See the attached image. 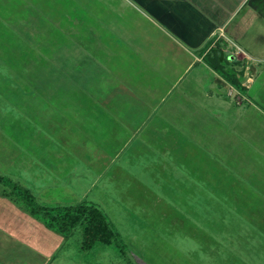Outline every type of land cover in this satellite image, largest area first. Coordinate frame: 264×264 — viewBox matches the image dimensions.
<instances>
[{"label": "rangeland", "instance_id": "rangeland-1", "mask_svg": "<svg viewBox=\"0 0 264 264\" xmlns=\"http://www.w3.org/2000/svg\"><path fill=\"white\" fill-rule=\"evenodd\" d=\"M15 1L0 0V60H9L19 65L17 69L10 68L4 71L3 68L0 69L1 173L20 179L24 177L23 173L19 172L20 168L23 170L27 167L33 172L32 157L25 154L27 151L32 153L33 146L19 151L21 145L17 140L24 138V131L29 128L32 133L27 138L32 136L33 140L38 133L33 134L36 124L46 129L48 134L52 133L55 136L58 133L69 138L70 146L74 145V140H85L81 131L71 132L69 128V131L63 133L65 124L58 118L54 125L56 115L53 112L43 110L40 116L34 114L33 109L29 111V105L33 108V103L36 102L39 106L47 102L46 99L50 96L56 98L61 93L65 95L67 91L108 94V97L114 100L112 103L117 104L119 103L115 96L117 92H129L125 85L119 84L120 82L118 85L115 84L114 76L118 73V77L123 74L127 78L126 85L133 91L128 94L138 93L133 100L135 102L133 110L137 109L134 112L139 113V116L135 121L142 127L137 139L131 142V147L123 149L118 161L112 159L106 161L103 157L95 161L92 159L94 163L89 162L83 166L84 169H88L84 175L74 180L70 177L66 181L58 182L53 189V196L47 195L46 190L37 188L32 180L31 182L24 180L25 184L36 191L39 200L45 203L72 204L82 199L95 202L113 223L118 233L116 240L111 245L96 244L90 250H83L78 233L64 240L62 235L47 228L43 223L40 228L36 220L32 219L35 217L24 213L22 205L0 194V216L6 213L1 211V207L23 212L27 219L24 218L26 220L21 222V228L13 227L10 230L16 235L25 236L28 242H33L30 245L7 243L5 248L10 254L5 258L6 263L216 264L220 261V257L207 260L206 253L214 246L211 242H208L209 246H205L207 243L205 232L199 231L196 235L195 228L198 226L196 227V223L192 221L193 216L195 221H199L197 217L199 214L193 213V208L201 204L204 212L205 207H210V202L203 197L202 202H195L193 191L197 193L199 187L204 190L209 185L204 175L209 174L211 164L215 160H224L227 155L226 147L229 145L227 138L228 142L233 141L230 143L233 146L230 156L234 159L242 157L240 156L243 151L240 148L242 144L264 141V82L260 81L263 82L260 85L254 84L253 89H257L255 94L251 93L249 87L241 89L245 95L243 100L242 95L237 94V89L233 87V94L235 93L233 101L240 104L236 105L237 115L234 114L235 110L230 114L229 110L222 109L219 110L221 113L217 121L204 116L202 125L195 123L194 127L185 126L189 130L197 128V133L185 130L186 132H182L183 135L197 134L200 137L199 132L203 130H207L209 135V138L205 135L201 137L202 144L207 148L194 156L196 164L193 174H189L188 171L192 165L183 164L181 162L183 159L179 158L183 152L181 149L173 150L177 156L170 160L171 163L165 171V155L159 150L164 143L146 141L147 137L153 134L150 128L166 124L168 118L161 117L159 111L176 113L180 110L187 112L191 110L176 107L181 103L173 102L178 96L176 91L166 100L164 98L159 102L157 97L148 98L151 93L146 90L145 83L153 85L152 90L158 96L161 94L155 91L165 89V50L150 48L155 42L163 41L159 37L158 27L132 7L131 0H34L32 3L27 0L26 4L24 2L21 5L15 4ZM7 10L9 13L6 12L4 15ZM69 28L70 31L74 30V34L67 31ZM253 37L255 36L251 32L249 37L240 40L251 51L258 48ZM260 40L264 41L262 38ZM77 46L82 49L84 47V52L80 51V47L76 49ZM137 48L141 49L138 53L135 51ZM258 49L263 50L261 47ZM260 55L264 58V51ZM250 60L251 58L237 61L238 63L233 66L234 73L246 75V70L247 72L251 70ZM146 64L152 66L147 68ZM259 64L263 67L264 61ZM5 71L12 76L20 71L25 77L18 76L20 79L15 81L18 84L13 85L11 80L7 82V76L1 75ZM35 77L37 79H34ZM68 77L80 80L78 81L80 85L65 84ZM187 78H190V75L185 76V79ZM23 95L27 96L26 102L20 98ZM40 96L42 99H39ZM24 103L27 104L26 111L19 112L18 106H23ZM215 103L213 102L214 108ZM151 105H157L159 111L153 116H146ZM240 106L243 108V115ZM257 109L263 113L257 114ZM5 113L7 115H4ZM82 115L79 114L77 118L84 123L87 122V125L85 124L87 130L83 129V133L93 135L94 137L90 138L92 141L96 138L98 141H109V138H112L107 125V122L113 120L112 117L104 118L102 114L95 117L93 109L89 113L83 110ZM35 117L40 123H34ZM179 121L185 123L188 119ZM128 135L130 134H123V137ZM170 135H179V130L171 132ZM170 135L164 133V138L170 141ZM48 137L44 138L43 132L39 135L40 140L50 146L55 139ZM15 141L17 147L13 145ZM144 146L147 148H143ZM20 158L23 161L17 164ZM225 167L219 164L213 166L217 173L221 171L226 173ZM100 168L103 169V173L97 175L96 171ZM114 177L115 180H112ZM94 178L97 179L94 181ZM69 183L75 184L73 186L75 188L61 191L64 189L63 185L68 186ZM211 205L214 206L215 201H212ZM208 209L210 211V208ZM184 216L188 219H184ZM200 223H203L202 219ZM48 234L52 236L49 237ZM4 240L7 241L5 237ZM4 251L0 253L4 254Z\"/></svg>", "mask_w": 264, "mask_h": 264}, {"label": "crops", "instance_id": "crops-1", "mask_svg": "<svg viewBox=\"0 0 264 264\" xmlns=\"http://www.w3.org/2000/svg\"><path fill=\"white\" fill-rule=\"evenodd\" d=\"M131 1L134 2H131L133 5L131 6L140 11L160 31V36H158L163 41L155 42L154 44L157 46L154 45L150 48L165 50V89L155 91L161 94L158 96L152 90L153 85L145 83L146 90L151 93L148 98L157 97V102H159L164 98L166 100L171 93L176 91L178 96L174 98L173 102L181 101V103L178 106L173 105L184 110H191L190 112L180 110L176 113L171 111L165 113V111H159L157 105H151L146 116H153L159 111L160 116L168 118V120L165 125H157L153 129L151 127L150 130H152L153 134L147 137L146 141L164 143L159 150H162L161 154L165 155V171H167L166 167L171 163L170 160L175 159V156H177L173 150H183L179 158L183 159V161L181 160L183 164L192 165L188 171L189 174H193L195 170L194 164H196L194 156L196 157V153L200 152V150L207 148V146L202 144L201 137L205 135L206 138H209V135L207 130L199 132L201 133L200 137L197 134L183 135L182 132H186L185 130L197 133V128L189 130L185 126L194 127L195 123V125H202L204 116L217 121L221 113L219 110L222 109L229 110L230 114H233L231 112L235 110L234 114L237 115L236 110L238 109L236 105L240 104H235L233 101V95H235V93L233 94V87L237 89V94L242 95V100L245 99L242 90L227 75H224L214 67L211 61V59L214 62L216 60L214 50L223 55L224 68L228 74L234 73L233 66L238 63L237 61L251 58V70L248 72L246 70V75L239 74L242 85L245 88L249 87L251 93L255 94L257 92V89H253L254 84L260 85L264 82V66L262 67L259 64L264 61V58L260 55L264 51V41L260 40L261 38L262 40L264 39V0ZM24 2L26 4L27 0H16L14 3L21 5ZM30 2L32 3L34 0H30ZM7 3L10 2L7 1ZM6 12L9 13V10L5 11L4 15ZM71 30L69 28L67 31L74 34V30ZM251 32L256 37H253L256 46L258 48L261 47L263 50L257 48L251 51L240 42L245 37H249ZM78 47L80 46H77L76 49ZM134 47L136 48V45ZM84 49V47L83 49L80 47V51L84 52ZM140 50L137 48L135 51L138 53ZM14 63L9 60H0V69L3 68V71L10 68L17 69L16 67H19V65ZM151 66L152 64L150 66L146 64L147 68ZM193 69H195V72H193ZM16 73V75L14 74L15 76H12L8 71H5L1 75L7 76V82L11 80V84L14 85L18 84L15 82L20 79L18 76L25 77L24 73L20 71ZM118 74L114 76L115 84L118 85L120 82L119 84L125 85L124 87L129 92H133L126 85V76L122 74L121 77H118ZM187 75H190V78L185 79ZM34 79H37V77ZM78 81L80 80L68 77L65 79V84L75 85L79 84ZM179 85L181 86L177 88ZM128 93L117 92L115 95L119 101L117 104L112 103L114 100L109 98L108 94L67 91L65 95L61 93L56 98L50 96L46 99L47 102L39 106L36 102L33 103V108L29 105L28 110L33 109L34 114H40V116H42L43 110L53 112L56 115L53 124H56L55 121H58V118L65 124L66 128L62 130L63 133L69 131V128L71 132L77 131L80 133L81 131L85 140H74V145L70 146L68 144L69 138L58 135V133L55 136L52 133L48 134L46 129L36 124L37 122L40 123L38 119L36 117L33 118L34 123L37 125L34 124L33 133L38 132L36 136L33 140L32 136L29 139L27 138L32 133L29 128L24 131V138L21 137L20 141L19 139L17 140L19 145H21L19 151L22 148L30 149L33 146L32 153L30 151L25 153L27 155L30 154L32 157L33 172L29 170L30 168L24 167L23 170L20 168L19 172L23 173L22 175L25 178H29V180L24 177L20 179L16 176L13 177L21 182L23 181L22 183H24V180L26 182H31L32 180L37 188L46 190L48 192L47 195L53 196V189H55L58 182L66 181L70 177L71 180H74V178L84 175V173L88 172V169H84L83 166L88 165L89 162H93L95 159H102L101 157L106 159V161L110 159L115 162L118 161L123 149L125 150L128 146L131 147V142L137 139L138 132L142 127L136 124L135 121L136 117L139 116V113L134 112L137 109L133 110L135 107L133 100L136 99L138 93H133V95ZM20 98L24 102L28 100L25 95ZM36 98H34V101ZM39 99H42V97L40 96ZM106 102H110V104ZM213 102H216L215 108L213 107ZM218 104L219 108L216 109ZM18 107L19 112L22 110L26 111L27 104L24 103L23 106ZM92 109L95 111V117L100 114L104 118L107 116L112 117L113 120L111 119V122H107L112 137L109 138V141H98L97 138L92 141L90 138L94 137L93 135L83 133L87 122L84 123L83 120H79L77 117L79 114L82 115L83 110L89 113ZM240 111L243 115L241 106ZM257 111V114L263 113L258 109ZM4 115L7 114L5 113ZM178 118L188 119V121L183 123ZM7 130L9 132V128ZM177 130H179V135H170L171 132ZM42 132L44 138L50 136L55 139L50 146H48L47 142L40 140L39 135ZM93 133H95V130ZM164 133L170 135V141H167L166 137L164 138ZM123 134L130 135L123 137ZM17 142L13 143L16 147L18 146ZM214 142H216L215 138ZM232 142L231 140L228 142L227 138L229 145L226 147L227 155L224 160H215L211 164L209 174L204 175L209 185L204 190L199 187L197 193L193 191L195 202L199 201L200 203L202 202V197L207 198L210 202V207H205L203 212L201 204H194L193 213L199 214L197 215L199 221H195V216H193L194 220L192 222L196 223V227L198 226L195 228L197 229L196 235H198L199 231L206 233L205 241L207 243L205 246H209L208 242H211L214 246L209 253H206L207 260H214L220 257L219 263L217 262L216 264H264V141L242 144L243 146L240 147L243 150L240 153L242 157L236 159L230 156L233 150V146L230 145ZM55 143L56 146H54ZM143 148H147V146ZM200 155L202 157L201 153ZM95 156L97 158H94ZM17 161V164H21L23 160L20 158ZM103 162L105 161L103 160ZM218 164L226 166V173L222 171L217 173L213 166ZM100 169L96 171L97 175L103 173V169ZM31 172L34 174L33 177ZM96 179L94 178V181ZM112 180H115V177ZM25 185L32 189L39 200L36 191L27 183ZM74 185H70V183L68 186L63 185L64 189H61V191L68 190L67 188H75L73 187ZM50 188L51 191H49ZM203 192L206 194H203ZM212 201H215L214 206L211 205ZM196 206H199V208ZM7 208L1 207V211L6 213L4 216H0V243L2 247L0 251L5 250L4 254L0 253V264H7L5 258H8L10 254L5 248L7 243L10 245L11 243L15 245L33 244V242H28L25 236L24 238L20 234L16 235L14 231L10 230L13 227L16 229L21 228V222L27 219L25 214L18 210H9ZM208 208H210V211ZM23 211L31 215L26 210ZM35 218L32 219L36 220V223L41 228V223L43 222ZM184 219H188V217L184 216ZM201 219L203 223H200ZM43 225L45 224L43 223ZM48 235L49 237L52 236L51 234ZM4 237L7 241L4 240ZM205 249L207 251V248Z\"/></svg>", "mask_w": 264, "mask_h": 264}, {"label": "trees", "instance_id": "trees-1", "mask_svg": "<svg viewBox=\"0 0 264 264\" xmlns=\"http://www.w3.org/2000/svg\"><path fill=\"white\" fill-rule=\"evenodd\" d=\"M214 57L215 62L211 59L214 67L227 75L239 89H244L238 73L226 72L223 55L214 50ZM0 194L22 205L47 228L62 235L64 240L78 233L83 250H90L96 244L111 245L118 236L106 213L90 200L83 199L72 204H44L37 199L30 187L13 176L1 172Z\"/></svg>", "mask_w": 264, "mask_h": 264}]
</instances>
